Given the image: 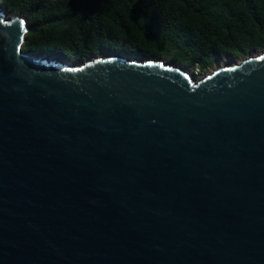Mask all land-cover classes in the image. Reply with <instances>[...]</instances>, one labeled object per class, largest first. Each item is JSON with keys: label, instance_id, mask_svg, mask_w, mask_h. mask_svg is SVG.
<instances>
[{"label": "water", "instance_id": "obj_1", "mask_svg": "<svg viewBox=\"0 0 264 264\" xmlns=\"http://www.w3.org/2000/svg\"><path fill=\"white\" fill-rule=\"evenodd\" d=\"M28 31L0 9V264H264V51L197 80Z\"/></svg>", "mask_w": 264, "mask_h": 264}, {"label": "trees", "instance_id": "obj_2", "mask_svg": "<svg viewBox=\"0 0 264 264\" xmlns=\"http://www.w3.org/2000/svg\"><path fill=\"white\" fill-rule=\"evenodd\" d=\"M0 9L26 19L25 51L70 63L160 58L196 77L264 51V0H0Z\"/></svg>", "mask_w": 264, "mask_h": 264}, {"label": "rangeland", "instance_id": "obj_3", "mask_svg": "<svg viewBox=\"0 0 264 264\" xmlns=\"http://www.w3.org/2000/svg\"><path fill=\"white\" fill-rule=\"evenodd\" d=\"M259 53H260V52H258V53H254V54L249 55V56H246V57H250V56H253V55H256V54H259ZM246 57L241 58V59L238 60L237 62H239V61L245 59ZM234 63H235V62H224V63H222L221 65L216 66V67L212 68L211 70H209V71H207V72H205V73H203V74H201V75H197L195 78L198 80V79L202 78L203 76H205L206 74H208V73L214 71L215 69L219 68L220 66H224V65H226V64H234ZM187 71L190 72L189 70H187ZM196 71H197V70H195V74L197 73ZM190 73H191V72H190Z\"/></svg>", "mask_w": 264, "mask_h": 264}, {"label": "built area", "instance_id": "obj_4", "mask_svg": "<svg viewBox=\"0 0 264 264\" xmlns=\"http://www.w3.org/2000/svg\"><path fill=\"white\" fill-rule=\"evenodd\" d=\"M197 72V71H196Z\"/></svg>", "mask_w": 264, "mask_h": 264}]
</instances>
